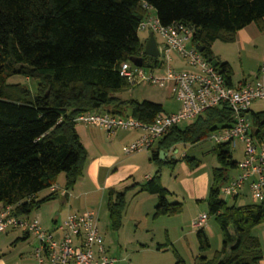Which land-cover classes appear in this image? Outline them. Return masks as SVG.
Segmentation results:
<instances>
[{"label": "trees", "instance_id": "1", "mask_svg": "<svg viewBox=\"0 0 264 264\" xmlns=\"http://www.w3.org/2000/svg\"><path fill=\"white\" fill-rule=\"evenodd\" d=\"M149 5L150 8L146 7ZM155 11L163 25L182 22L194 28L193 42L203 55L217 58V68L232 82L233 70L211 48L216 40L234 42L238 30L256 23L264 31V0H0V203L13 206V213L28 216L34 209L56 199L59 191L38 198V193L57 184L65 174L68 192L83 175L87 150L80 140L75 118L84 112L104 109L114 115L132 116L152 123L165 112L151 100L123 99L119 93L135 85L120 73L123 62L142 58L146 67L159 58L144 53L139 26ZM15 75L35 81L28 85L10 82ZM253 133L264 141V111H249ZM227 104L213 107L184 129L178 125L151 149L157 166L152 179L141 185L157 195L154 217L177 215L182 202H170L171 192L160 180L164 166L177 160L160 158L178 143H197L219 127L232 125ZM230 143L215 144L219 165L212 169L208 216L214 217L223 235V246L211 258V241L198 227L201 254L195 264H260L261 241L253 229L264 221V201L228 204L221 189L238 167ZM191 166L199 161L184 155ZM137 185L109 192L108 212L113 230L123 225L126 194ZM69 193L64 196L67 198ZM28 232V231H27ZM29 233V232H28ZM31 234V233H30ZM158 248H164L161 244ZM169 247V243L166 244ZM176 264H182L176 252Z\"/></svg>", "mask_w": 264, "mask_h": 264}, {"label": "built area", "instance_id": "2", "mask_svg": "<svg viewBox=\"0 0 264 264\" xmlns=\"http://www.w3.org/2000/svg\"><path fill=\"white\" fill-rule=\"evenodd\" d=\"M150 8L149 5L145 4ZM139 30L160 34L164 44L159 45V64L146 67L123 62L120 73L131 84L142 82L161 87L173 84L175 97L181 102L180 110L174 113L158 114L152 123H146L132 116L114 115L104 109L87 111L75 118L77 124L101 126L110 135L118 130H142L143 134L124 147L125 153H135L152 148L172 127L186 119H197L206 111L227 104L233 113L230 126L219 127L208 136L215 144H230L239 139L243 143V158L238 161L239 173L222 186L227 196L237 197L248 184L255 202L264 201V141L259 142L253 133L249 116L255 100L264 99V62L254 79L239 83L228 81L212 61L203 55L193 42L194 28L182 22L163 25L156 15L149 14L141 21ZM179 54L188 66L175 70L172 52ZM154 69H164L166 74H156ZM62 195L69 193L58 184L50 187ZM208 214H201L193 226H205ZM23 227L36 239L33 248L35 264H117L119 259L110 254L98 225L94 210L85 213H71L57 224L55 229H44L35 217L18 216L13 206L0 210V232Z\"/></svg>", "mask_w": 264, "mask_h": 264}, {"label": "rangeland", "instance_id": "3", "mask_svg": "<svg viewBox=\"0 0 264 264\" xmlns=\"http://www.w3.org/2000/svg\"><path fill=\"white\" fill-rule=\"evenodd\" d=\"M152 13H155L152 10ZM148 31L139 30V34L142 37V41L146 42L149 37ZM244 33V34H243ZM159 45L164 44V39L160 34H155ZM214 55L216 57L226 58L230 61V65L233 70L232 78L235 82L245 77L250 79L254 77L256 71L264 62V33L260 32L256 23L247 25L242 33L239 35L238 42H224L222 40H216L211 46ZM173 67L175 70H184L188 66L185 65L179 54L175 51L172 52ZM220 59V58H219ZM156 74H166L164 69H154ZM251 75V76H250ZM257 76V74H256ZM255 76V77H256ZM254 77V78H255ZM253 78V79H254ZM10 82L24 83L35 92V81L22 75H15L9 79ZM173 84L168 87H161L158 85L142 82L130 87L128 90L119 93L123 99H137V100H151L163 104L166 112H177L180 110L182 104L175 97L173 92ZM251 110L254 112L264 111V99L255 100L251 105ZM196 119H186L178 124V127L184 129L187 125L194 122ZM243 143L236 139L229 146L232 152L234 160L240 161L243 158ZM215 147L214 141L207 138L197 143H178L174 149L168 151V158L180 159L183 155H188L191 158L197 159L200 163L206 164L208 167L213 164L219 165V162L213 152ZM164 181L167 184H172V179L177 175L179 178L184 176L185 170L182 166H179L176 171L169 166L163 168ZM65 174L61 173L59 182L63 186ZM179 184H177L178 186ZM51 193L50 188H45L38 193V198H42ZM144 196H134V193L128 194V214L123 223V227L115 231L111 227L110 217L106 202L103 204V208L99 214V227L100 231L105 237V244L109 248L110 254L118 258L120 261L117 264H176L177 256L181 258L182 264H195L196 259L201 254L199 249V243L197 240L196 231L198 228L192 226V222H178V225L168 227L163 220H153L152 218L136 219L130 212L140 210L142 204H145ZM221 198L227 201L228 204H233V198L227 196L221 191ZM66 198L59 194V196L51 201L44 203L40 208L34 209L29 217L35 216L41 209L48 208L50 213V219L45 222L41 216L37 215L40 223L44 229L52 228V218L56 213L63 209L64 201ZM170 202H178L181 197L169 196ZM249 200V199H247ZM182 201V200H181ZM136 203L137 206L135 205ZM140 204V205H139ZM148 205V203H146ZM135 206L138 207L135 209ZM143 210V208H142ZM139 212V211H138ZM148 220V221H147ZM148 223V227L145 224ZM211 229L208 230V236L211 241V248L207 251V256L211 258L216 250H220L223 246V235L219 225L214 218H211ZM170 228V231L166 230ZM19 232L20 228H12L6 232H0V251L7 253H14L20 251L21 243L12 244L14 240V232ZM206 231V230H205ZM169 236V237H168ZM169 244V250H166L165 243ZM158 244H161L164 249L162 251L157 250ZM149 247V248H148Z\"/></svg>", "mask_w": 264, "mask_h": 264}, {"label": "crops", "instance_id": "4", "mask_svg": "<svg viewBox=\"0 0 264 264\" xmlns=\"http://www.w3.org/2000/svg\"><path fill=\"white\" fill-rule=\"evenodd\" d=\"M151 14L156 15V13H152V11ZM245 28H247V26L238 30L236 39L232 43L238 42L239 35ZM260 32L264 33V31L262 30H260ZM140 38L142 40L141 36ZM219 58L221 61L228 62L230 64V61L228 59L222 57ZM258 71L259 68L257 69L256 74H258ZM254 77L251 76L250 79H253ZM242 80H246L245 77L239 79L238 82H235L232 78V82L235 84L239 83ZM164 113L174 112L165 111ZM76 129L81 142L87 150V160L84 167V173L77 180L73 188L69 190V195L65 199L66 201L62 203L64 204V208L60 209L56 213L55 217L52 218V228L48 230L55 229L56 225L62 223L71 213H85L89 210H94L96 212L99 225V214L103 208L104 202H106L108 208L109 192L111 190L121 191L125 187L134 184H136L137 186L129 190L126 194L127 205L123 215V223L129 211L127 209V197L129 193H134V196H144L143 199L145 200V204L141 205L143 210L141 208L140 210L130 212V214H133L136 219L152 218L153 220H163L164 223H166L165 225L168 227L178 225V222L180 220L181 223L192 222L191 224L193 226V221L196 217L201 214L208 213V204L206 199L208 197L209 187L211 185L212 169L218 165L213 164L212 166L208 167L206 164H202L199 162L197 165L191 166L184 160L176 159L177 163L172 169H175L176 171L179 166H182V168L185 170V173L182 178L178 179V182H176L178 176L175 175L173 177L172 184H174V186H171V184H167L164 181L163 168L166 167L164 166L160 174L161 183L171 192L169 196L181 197L182 201L180 200L178 202H182L184 207L183 211L177 215H162L159 217H154L153 214L155 212V207L158 201L157 195L152 194L146 190H140L141 185L152 179L157 170V166L151 160V149L135 153L124 152V147L134 140L138 139L143 134V131L123 129L118 130L116 133L110 135L101 126L86 125L82 123L77 124ZM155 147L156 144L152 148ZM167 156L168 154L165 157ZM239 171L240 170L238 167L231 170L230 177H235L239 173ZM60 175L58 177L57 184L60 187H64L65 178L62 184L63 186H61V183L59 182ZM177 184L179 185L177 186ZM232 198L233 204H236L238 206L255 203V201L251 197L248 184L244 187L239 196ZM146 203H148V205H146ZM137 204L138 203H136L135 205L137 206ZM136 206L135 209L138 208ZM2 207L3 205L0 203V210L2 209ZM37 215L41 216L45 222L50 219L48 208L44 210L41 209L33 217L37 218ZM211 218L214 217H209L207 224L204 226V229L207 233L208 230L210 231V229L212 228L210 224ZM37 219L39 220V218ZM145 227H148V223L145 224ZM17 228H20V231L14 232V240L12 241V244L17 245L21 243L22 245L19 248L20 251L14 253H7V251L2 252L3 250L0 251V264H35L33 248L36 245V239L34 235L28 233L27 230L23 227ZM166 230L169 233L170 228H167ZM253 233L257 237H259L261 241L263 257L260 261V264H264V221L253 229ZM168 243L170 244L171 242L168 240L165 245ZM106 247L108 248L107 245ZM156 249L162 251L164 248ZM165 249L169 250V247Z\"/></svg>", "mask_w": 264, "mask_h": 264}, {"label": "water", "instance_id": "5", "mask_svg": "<svg viewBox=\"0 0 264 264\" xmlns=\"http://www.w3.org/2000/svg\"><path fill=\"white\" fill-rule=\"evenodd\" d=\"M197 48L200 51L204 50V47L200 46V45H197ZM144 53L146 55L153 56V57H157L159 55V45L157 43V40H156L154 33L149 34V38L147 39V41L145 43ZM132 62L136 65L141 66L142 65V58H135L132 60ZM218 63H219V60L217 58H214L212 60L213 65L217 66ZM166 155H167L166 151H164V150L160 151V158L161 159H164Z\"/></svg>", "mask_w": 264, "mask_h": 264}]
</instances>
